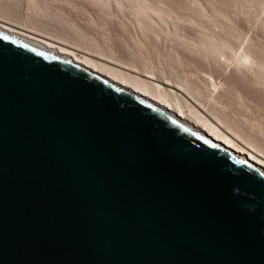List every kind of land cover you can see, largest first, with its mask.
I'll return each mask as SVG.
<instances>
[{
	"label": "water",
	"instance_id": "1",
	"mask_svg": "<svg viewBox=\"0 0 264 264\" xmlns=\"http://www.w3.org/2000/svg\"><path fill=\"white\" fill-rule=\"evenodd\" d=\"M0 264H264V171L0 31Z\"/></svg>",
	"mask_w": 264,
	"mask_h": 264
},
{
	"label": "bare ground",
	"instance_id": "2",
	"mask_svg": "<svg viewBox=\"0 0 264 264\" xmlns=\"http://www.w3.org/2000/svg\"><path fill=\"white\" fill-rule=\"evenodd\" d=\"M88 1L92 7H98V12H91L77 0H0V31L89 68L264 171V116L251 115L253 110L237 93L233 101L237 109L228 106L230 102H224L225 99L220 100L215 92L222 85L221 80L217 81L210 71L187 68L188 64L185 68L175 48L170 46L168 52L169 48H165L166 54L162 55L154 43L145 56L142 40L152 37L155 42L161 36L164 42L197 53L208 64L216 62L222 72L233 65L241 73L249 72L253 82L264 84V42H257L250 35L257 26L264 32V0ZM64 5L76 10L77 15ZM120 14L127 18L133 33L137 29L139 34L127 30L128 24ZM111 16L120 18L116 25L126 30V37L105 28L106 19ZM179 22H193L197 27L195 33H183ZM115 37L130 49L127 57L117 54ZM104 58L151 76H156L154 71H158L163 79L185 90L207 113L159 83L117 68ZM174 63L183 67L177 70ZM160 67H165L169 76ZM246 110L248 115L244 113Z\"/></svg>",
	"mask_w": 264,
	"mask_h": 264
},
{
	"label": "rangeland",
	"instance_id": "3",
	"mask_svg": "<svg viewBox=\"0 0 264 264\" xmlns=\"http://www.w3.org/2000/svg\"><path fill=\"white\" fill-rule=\"evenodd\" d=\"M79 2H81L82 4H84L86 6V8L88 10H90L93 13L94 12H98V7L93 5L88 1V0H77ZM88 4V5H87ZM65 7H67L66 5H64ZM67 9H71L69 8V6L67 7ZM71 14L73 15H77V13L75 14V12H77L74 9L70 10ZM100 14V12H99ZM103 15V14H102ZM120 18H122L124 20V22H126L128 24L127 30L132 31L133 33V29L132 26L130 25L129 21L127 20V18L123 15H119ZM84 18V17H83ZM109 18L106 19L107 21V25H105V28H109V31L111 33L116 34V32H118V34H121L123 36H127L126 35V30H123V28L121 29L118 25L119 19L117 17H107ZM83 24V23H82ZM243 24H245V22L243 21ZM109 25V26H108ZM179 25L181 26V28L185 31H183V33H185L186 35H193V33H195L194 31H196L197 27L196 25H194L193 22H179ZM115 31V32H114ZM136 32V33H135ZM252 33H250V35L256 39L257 42H264V32L262 29L261 32V28H259V26H257L256 28H253L251 30ZM135 35L139 34V30H134ZM133 33V34H134ZM113 34V35H114ZM115 36V35H114ZM135 37V36H134ZM116 39H114L115 42V46L114 47L116 49L117 54H119L121 57H127V52L130 50L127 46L122 45L121 41L117 40V37H115ZM144 45L146 47V51L144 52V55H148V51L150 52L152 49V46L156 45L158 51L162 54L165 55L166 53L164 52L167 47L169 49L166 50V52L170 51V46L172 48H175V50L178 52V54L181 57V60L184 61L183 62V66L185 67L186 64H188L186 67L189 68H199L200 71H210L212 72V74L214 75V77L216 78L217 81L221 80L222 85L219 86V88L216 90L215 92V96H217L220 100H223L224 102H230L227 105H231L232 107L236 108L238 107V105L236 104V106L234 105L233 101L234 98L236 99V95L235 93L241 95L244 103L248 106V108L251 111V115L253 114H261L264 116V84H257L255 82H253L252 80V75L247 72V71H243L244 73H241L239 69H235V67H233V65H230L225 71L222 72V69L220 67L219 64H216V62H210L208 64V62L206 60H204V58L202 59L201 56L197 55V53H190L187 50L181 49V47H178V45L170 43V42H164V39L160 36L157 39H152V37H149L148 39H143ZM261 40V41H260ZM119 42V43H118ZM165 43V45H164ZM153 44V45H152ZM170 44V45H168ZM166 48V49H165ZM106 61H109L110 64L112 63L113 66L120 68L124 71H128L133 75H137L141 78L144 79H148L149 81H154L159 83L161 86L165 87L170 93L178 96V97H184V99L188 100L189 102H191L192 104H194L195 106H197L200 111L207 113V111L205 110L204 107H202L196 100H194L185 90H183L181 87H178L176 84H174L173 82H169L166 81L165 79H163L158 71H154L156 76H151L146 72H142L138 69H135L133 67H130L124 63H120V62H116V61H112L110 59L104 58ZM185 61H189L188 63ZM191 61V62H190ZM185 64V65H184ZM174 65L177 67V70H180L182 67L178 66V63H174ZM185 67V68H186ZM163 69V71L166 72V75L169 76L167 70L165 67H160ZM200 72L199 75L202 77L203 73ZM229 100H227V98ZM257 107V109H256ZM259 107V108H258ZM246 108L248 111L249 109ZM237 109V108H236ZM226 111H228L229 109L226 108ZM246 110L247 113L248 111ZM255 110V111H254ZM256 111L258 113H256ZM254 112V113H253ZM249 113V112H248ZM247 113V115H248ZM259 114V115H260ZM249 115V116H251Z\"/></svg>",
	"mask_w": 264,
	"mask_h": 264
}]
</instances>
